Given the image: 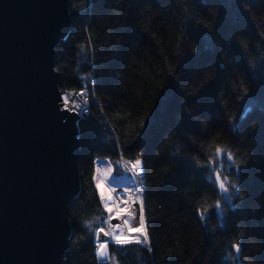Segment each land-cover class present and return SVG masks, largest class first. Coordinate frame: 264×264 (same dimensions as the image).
I'll return each mask as SVG.
<instances>
[{
	"label": "trees",
	"instance_id": "1",
	"mask_svg": "<svg viewBox=\"0 0 264 264\" xmlns=\"http://www.w3.org/2000/svg\"><path fill=\"white\" fill-rule=\"evenodd\" d=\"M68 11L58 85L94 89L77 121L62 264H100L98 157L143 164L149 243L110 244L117 264H264V0H68ZM217 147L233 156L222 169Z\"/></svg>",
	"mask_w": 264,
	"mask_h": 264
},
{
	"label": "water",
	"instance_id": "2",
	"mask_svg": "<svg viewBox=\"0 0 264 264\" xmlns=\"http://www.w3.org/2000/svg\"><path fill=\"white\" fill-rule=\"evenodd\" d=\"M70 24L68 0H0V264H62L68 247L83 116L60 107L54 51Z\"/></svg>",
	"mask_w": 264,
	"mask_h": 264
},
{
	"label": "snow or ice",
	"instance_id": "3",
	"mask_svg": "<svg viewBox=\"0 0 264 264\" xmlns=\"http://www.w3.org/2000/svg\"><path fill=\"white\" fill-rule=\"evenodd\" d=\"M60 101V107L63 111L71 112L75 109H80L81 115L88 111V97L86 91L83 89L79 93H62ZM222 151L223 150L221 148H216L217 161H220V155ZM224 159L231 164L233 160L232 153L224 151ZM103 162L104 161H101V163ZM116 163L119 164L120 162L117 161ZM224 166L225 165L223 161H220L217 164V167L221 169ZM124 168L132 174L131 177L121 174L112 176V168L110 164L106 168H101L99 166L96 167V176L94 177L95 187L99 190V199L103 201V209L108 213V216L104 218L103 223L106 224L109 229L108 231H105L104 227H99L98 231H95L93 233L94 240L98 242L96 254L101 258L108 257V252L106 251V249L108 248L109 243L118 246L149 243V234L144 216L143 200L140 199V195L137 194L136 199L131 201L133 204L139 202L140 205L138 224L137 226L133 227L130 221L136 219V212L134 210L129 211L127 207L120 208L118 204L119 201H123L125 205L128 204L129 201L124 200V195L128 194L131 189L129 187H122L121 193L117 194L116 198H113V196L111 195V191L107 190L105 187V181H107L109 184H115L118 186L122 181H127L128 184L135 185L137 188H139L138 178L141 177L142 173V160L137 158L134 161L125 162ZM109 177H111V179H109ZM209 180L215 186L216 180H219V173L216 171H212L211 175L209 176ZM218 191L222 192V198L225 201H230L232 199L231 193L228 192V189L225 187L223 180H220ZM114 205L116 206L115 209ZM216 210H220L218 204L216 206ZM125 213H127V218L124 217ZM112 219H117L121 222L113 225L111 224ZM101 234H103L106 239L104 240V242L99 243ZM234 247L237 252L240 251L239 244L234 245ZM100 264H106L105 260L102 259L100 261Z\"/></svg>",
	"mask_w": 264,
	"mask_h": 264
},
{
	"label": "bare ground",
	"instance_id": "4",
	"mask_svg": "<svg viewBox=\"0 0 264 264\" xmlns=\"http://www.w3.org/2000/svg\"><path fill=\"white\" fill-rule=\"evenodd\" d=\"M76 89H69V90H76ZM93 89H94L93 86H89V93H91V91H93ZM78 114H79V116L85 117V114H83V115H81L80 113H78ZM121 175H127L129 177L132 176V174L127 171V169H124V172ZM114 176H116V175H114ZM109 185L112 188V196H113V198H116L117 194L121 193L122 187H129L131 189V191L128 194L124 195V200H128L129 201L128 204L125 205L123 203V201H119L118 204H119L120 208L127 207L129 211H133L134 210L136 212V219L133 220V221H130V223L132 224L133 227L137 226L138 220H139V208H140V205H139V202H136L135 204H133L131 201L136 199V195L137 194H139L140 195V199H142L141 198V189H140L141 186H140V183H139V188H137L135 185L128 184L127 181H123L119 186L115 185V184H109ZM115 208H116V206H115ZM124 217L127 218V213L124 214ZM120 222L121 221H119L117 219H112L111 220V224H113V225H115L116 223H120ZM102 227H104L105 231L109 230L108 226L106 224H104ZM125 231H126V226H125ZM105 239H103L99 243L104 242ZM110 244H112V243H109L108 248L106 249L107 252H108ZM108 255H109V253H108Z\"/></svg>",
	"mask_w": 264,
	"mask_h": 264
},
{
	"label": "rangeland",
	"instance_id": "5",
	"mask_svg": "<svg viewBox=\"0 0 264 264\" xmlns=\"http://www.w3.org/2000/svg\"><path fill=\"white\" fill-rule=\"evenodd\" d=\"M85 86H89V85H85ZM85 86H83V87H85ZM82 88V87H81ZM61 93V92H60ZM88 98H89V104H90V107H91V102H92V98H93V96H92V91H91V93H89V96H88ZM80 118H82V117H80ZM79 118V119H80ZM78 119V120H79ZM77 120V121H78ZM101 161H104L103 163H101ZM128 161H134V160H125L124 158H121L120 157V159H119V164H117L115 161H112L110 158H108V157H98V158H96L95 159V166L97 167V166H99V167H101V168H106V167H108L109 166V164L111 165V168H112V176H114V175H118V174H122L123 172H124V163L125 162H128ZM96 169V168H95ZM79 171V170H78ZM95 176H96V171H95ZM109 179H111V177H109ZM123 182V181H122ZM121 182V183H122ZM138 182L140 183V186L141 185H143V176H142V173H141V177L140 178H138ZM105 187H106V189L107 190H110L111 191V195H112V188H111V186L109 185V183L107 182V181H105ZM141 189V188H140ZM98 192H99V190H98ZM141 194H143L142 193V191H141ZM141 198H142V200H143V197H142V195H141ZM103 202V201H102ZM114 209H115V205H114ZM106 211V210H105ZM108 216V213L106 212V214H105V218ZM104 225V223L102 222V225H101V227ZM97 243V248H98V242H96ZM108 253H109V255H108V257L107 258H101V257H99L98 255V258L100 259V260H102V259H104L105 261H107L108 262V264H117V262H116V260L114 259V257H111V254H110V251H109V249H108Z\"/></svg>",
	"mask_w": 264,
	"mask_h": 264
},
{
	"label": "built area",
	"instance_id": "6",
	"mask_svg": "<svg viewBox=\"0 0 264 264\" xmlns=\"http://www.w3.org/2000/svg\"><path fill=\"white\" fill-rule=\"evenodd\" d=\"M82 89L86 91V94H87V97H88V96H89V86H85V87H82V88L80 87V88H77L76 90H69V89H66V90H64V91H61V94H62V93H73V92H75V93H79ZM87 103H88V111H87L86 113H84L85 116L88 115V114L90 113V109H91L90 104H89V98H88ZM75 111H76L77 113H80V112H81L80 109H75Z\"/></svg>",
	"mask_w": 264,
	"mask_h": 264
}]
</instances>
